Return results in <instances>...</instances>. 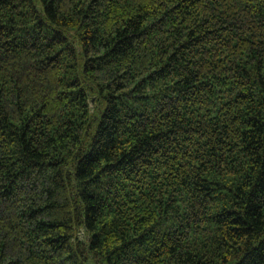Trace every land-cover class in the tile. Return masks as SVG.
<instances>
[{"label": "trees", "instance_id": "trees-1", "mask_svg": "<svg viewBox=\"0 0 264 264\" xmlns=\"http://www.w3.org/2000/svg\"><path fill=\"white\" fill-rule=\"evenodd\" d=\"M0 264H264V0H0Z\"/></svg>", "mask_w": 264, "mask_h": 264}]
</instances>
